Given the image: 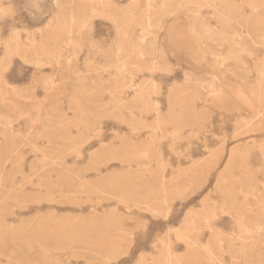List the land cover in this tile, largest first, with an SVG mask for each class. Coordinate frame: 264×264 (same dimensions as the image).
<instances>
[{
    "label": "rangeland",
    "instance_id": "1",
    "mask_svg": "<svg viewBox=\"0 0 264 264\" xmlns=\"http://www.w3.org/2000/svg\"><path fill=\"white\" fill-rule=\"evenodd\" d=\"M169 261L264 264V0H0V264Z\"/></svg>",
    "mask_w": 264,
    "mask_h": 264
},
{
    "label": "bare ground",
    "instance_id": "2",
    "mask_svg": "<svg viewBox=\"0 0 264 264\" xmlns=\"http://www.w3.org/2000/svg\"><path fill=\"white\" fill-rule=\"evenodd\" d=\"M203 29H204V28H203ZM209 29H210V28H209ZM203 31H204V30H203ZM167 261H168V260H167ZM169 262H170V261H169ZM167 263H168V262H167ZM170 263H171V262H170ZM172 263H173V262H172ZM172 263H171V264H172ZM177 263H178V262H177ZM168 264H169V263H168Z\"/></svg>",
    "mask_w": 264,
    "mask_h": 264
}]
</instances>
